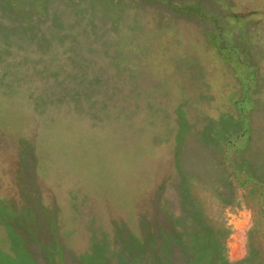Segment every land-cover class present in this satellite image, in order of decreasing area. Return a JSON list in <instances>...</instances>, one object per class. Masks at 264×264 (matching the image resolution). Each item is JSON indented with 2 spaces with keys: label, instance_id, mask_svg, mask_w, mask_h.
Masks as SVG:
<instances>
[{
  "label": "rangeland",
  "instance_id": "374dc122",
  "mask_svg": "<svg viewBox=\"0 0 264 264\" xmlns=\"http://www.w3.org/2000/svg\"><path fill=\"white\" fill-rule=\"evenodd\" d=\"M0 264H264V0H0Z\"/></svg>",
  "mask_w": 264,
  "mask_h": 264
}]
</instances>
